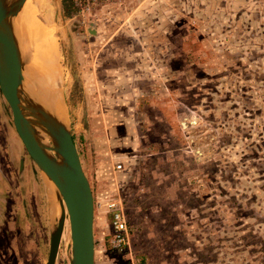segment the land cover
I'll return each instance as SVG.
<instances>
[{
  "label": "rangeland",
  "instance_id": "obj_1",
  "mask_svg": "<svg viewBox=\"0 0 264 264\" xmlns=\"http://www.w3.org/2000/svg\"><path fill=\"white\" fill-rule=\"evenodd\" d=\"M42 1L94 197L95 264H264V0H133L84 16ZM0 105L22 144L1 92ZM31 162L38 188H24L12 264H45L58 218ZM113 202L127 215L123 251L109 242ZM69 240L66 219L54 264H69Z\"/></svg>",
  "mask_w": 264,
  "mask_h": 264
},
{
  "label": "water",
  "instance_id": "obj_2",
  "mask_svg": "<svg viewBox=\"0 0 264 264\" xmlns=\"http://www.w3.org/2000/svg\"><path fill=\"white\" fill-rule=\"evenodd\" d=\"M25 1L0 0V92L11 110L16 133L47 181L51 205L56 204L58 209L45 264L55 263L66 219L70 230L69 264H95L94 197L67 117L58 119L24 90V59L12 18ZM60 12L62 16L63 10ZM40 131L47 135L48 142H42Z\"/></svg>",
  "mask_w": 264,
  "mask_h": 264
},
{
  "label": "bare ground",
  "instance_id": "obj_3",
  "mask_svg": "<svg viewBox=\"0 0 264 264\" xmlns=\"http://www.w3.org/2000/svg\"><path fill=\"white\" fill-rule=\"evenodd\" d=\"M30 1V7L35 15L34 26L28 25L29 23L27 22L28 26L23 31V24L25 22H23L22 11L25 4H23L19 13L12 18V25L20 53L26 61L23 70L24 90L26 95L33 101L54 114L58 119L64 120L66 113L58 89L61 72L57 53V42L55 40L57 39L55 35L57 26L50 22L49 17L39 15L38 11L40 12L39 9L43 3L42 0ZM29 75L34 80L28 81L26 77H29ZM29 85L35 86L34 92ZM39 136L42 142H48L47 135L42 131L39 132Z\"/></svg>",
  "mask_w": 264,
  "mask_h": 264
},
{
  "label": "flooded vegetation",
  "instance_id": "obj_4",
  "mask_svg": "<svg viewBox=\"0 0 264 264\" xmlns=\"http://www.w3.org/2000/svg\"><path fill=\"white\" fill-rule=\"evenodd\" d=\"M0 130H3L0 132V264H12L13 234L17 230L19 216H25L28 208L32 207V196L24 193V188L29 184L33 188L38 186L34 185V168L25 148L18 150L19 154L14 159L17 149L14 144L6 142V128L0 126ZM34 203H37L36 199Z\"/></svg>",
  "mask_w": 264,
  "mask_h": 264
},
{
  "label": "built area",
  "instance_id": "obj_5",
  "mask_svg": "<svg viewBox=\"0 0 264 264\" xmlns=\"http://www.w3.org/2000/svg\"><path fill=\"white\" fill-rule=\"evenodd\" d=\"M133 0H63L65 5L71 7L75 13L84 16L90 14L98 8L114 5L124 4ZM120 168V165L116 166ZM111 211L109 222L110 244L113 248L123 251L129 248V234L127 215L120 202H113L109 204Z\"/></svg>",
  "mask_w": 264,
  "mask_h": 264
},
{
  "label": "crops",
  "instance_id": "obj_6",
  "mask_svg": "<svg viewBox=\"0 0 264 264\" xmlns=\"http://www.w3.org/2000/svg\"><path fill=\"white\" fill-rule=\"evenodd\" d=\"M6 130H7V135H6V139H7V140H6V142H10V143L14 144L15 147H16V149H17V151H16V156L13 157L14 159H16L17 155L19 154V153H18V150L23 149V146H22V144L19 142L18 137L15 136V135L13 134V132H11V129H10V128H6ZM17 135H18V134H17Z\"/></svg>",
  "mask_w": 264,
  "mask_h": 264
},
{
  "label": "trees",
  "instance_id": "obj_7",
  "mask_svg": "<svg viewBox=\"0 0 264 264\" xmlns=\"http://www.w3.org/2000/svg\"><path fill=\"white\" fill-rule=\"evenodd\" d=\"M65 9H66V11H67V10H71V7L68 6V5H66V6H65ZM73 139H74V138H73Z\"/></svg>",
  "mask_w": 264,
  "mask_h": 264
}]
</instances>
